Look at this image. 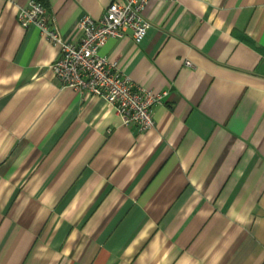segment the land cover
<instances>
[{
    "label": "crops",
    "instance_id": "0c3cea01",
    "mask_svg": "<svg viewBox=\"0 0 264 264\" xmlns=\"http://www.w3.org/2000/svg\"><path fill=\"white\" fill-rule=\"evenodd\" d=\"M28 1L0 0V264H264V0H150L140 43L105 42L166 92L145 131L58 84ZM111 1L45 7L77 43Z\"/></svg>",
    "mask_w": 264,
    "mask_h": 264
},
{
    "label": "built area",
    "instance_id": "2783aa9c",
    "mask_svg": "<svg viewBox=\"0 0 264 264\" xmlns=\"http://www.w3.org/2000/svg\"><path fill=\"white\" fill-rule=\"evenodd\" d=\"M149 1L112 0L100 19L82 17L77 43L60 36L51 14L37 0H29L20 8L17 20L22 27L35 24L47 40L58 44L59 55L52 63V72L60 86L103 99L124 125L145 131L154 126L153 108L162 102L166 92H153L134 83L114 61L100 53V48L109 38H122L127 33L140 43L150 26L143 14Z\"/></svg>",
    "mask_w": 264,
    "mask_h": 264
},
{
    "label": "trees",
    "instance_id": "16d2710c",
    "mask_svg": "<svg viewBox=\"0 0 264 264\" xmlns=\"http://www.w3.org/2000/svg\"><path fill=\"white\" fill-rule=\"evenodd\" d=\"M39 2H41L44 6H47L46 0H37ZM246 43H250V41L248 39L244 40Z\"/></svg>",
    "mask_w": 264,
    "mask_h": 264
}]
</instances>
